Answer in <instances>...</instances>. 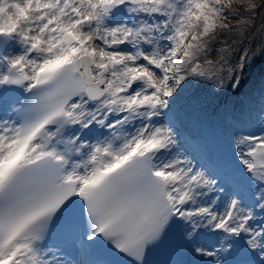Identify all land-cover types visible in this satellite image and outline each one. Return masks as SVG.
<instances>
[{"label":"snow or ice","instance_id":"obj_1","mask_svg":"<svg viewBox=\"0 0 264 264\" xmlns=\"http://www.w3.org/2000/svg\"><path fill=\"white\" fill-rule=\"evenodd\" d=\"M233 2L0 0V264H147L173 238L204 264H264V105L235 166L193 163L171 126L191 78L239 89L247 51L214 48Z\"/></svg>","mask_w":264,"mask_h":264},{"label":"bare ground","instance_id":"obj_2","mask_svg":"<svg viewBox=\"0 0 264 264\" xmlns=\"http://www.w3.org/2000/svg\"><path fill=\"white\" fill-rule=\"evenodd\" d=\"M259 19L251 32L245 35L239 43L237 42V51L229 57L233 65L239 60L241 50L253 52L256 56V50L260 44L257 37L258 32L261 31ZM220 31L218 30V32ZM239 36L237 29H231L227 34L218 36L221 43L215 44L214 48L218 50L231 46L232 49ZM216 58L218 57H213V59ZM261 71L262 65L256 60V57L247 54L243 69L236 73L241 81L238 90L227 87L228 80L224 81L225 87L222 89L215 86L212 81L191 78L174 104L176 109L184 110L187 118L183 121L185 126L191 127V131L204 136L203 139L205 138L208 142V152H214L213 156L215 158L219 160L227 159L234 166L238 164V161L233 156L231 138L236 129L241 128L246 133L255 132L259 134V127L246 123V121L250 113H256V106L262 107L264 105V96H262L264 95V92H262L264 75ZM260 81L261 85L258 83ZM3 113L4 109L0 110V115H3ZM177 129V127L173 128L177 146L179 151L183 153L180 148ZM88 140L92 143L96 142L90 138ZM186 155L193 160V163H196L191 154ZM176 242L179 256L184 264H204V261L208 259L207 257L201 258L188 251L179 242L178 238ZM64 251L66 258L70 259L65 247Z\"/></svg>","mask_w":264,"mask_h":264},{"label":"rangeland","instance_id":"obj_3","mask_svg":"<svg viewBox=\"0 0 264 264\" xmlns=\"http://www.w3.org/2000/svg\"><path fill=\"white\" fill-rule=\"evenodd\" d=\"M253 2L258 5V7L250 12H245L244 7L241 5L243 3H246V0H234L232 5V12L233 14L229 16L228 20L225 21L226 23L233 25L232 29H237L240 36L238 37V41L235 42L234 46L232 47V51L228 54L226 58H229L237 51V44L239 41L247 34H249L256 24L257 20L261 22V25H259L261 31L258 32V39L260 40L259 48L256 50V56L253 52H247V54H251L254 57H256V60L262 65V71L261 73L264 75V0H253ZM263 6V9L261 10V7ZM259 14L260 17H259ZM247 18L249 20L248 24H240L239 21L241 19ZM219 30V29H218ZM217 30V31H218ZM238 42V43H237ZM259 85H261V81L258 82ZM262 92H264V86L262 88ZM264 96V95H262ZM260 106H256V113L259 112ZM249 132V131H248Z\"/></svg>","mask_w":264,"mask_h":264}]
</instances>
